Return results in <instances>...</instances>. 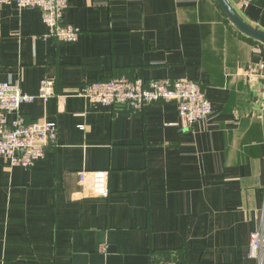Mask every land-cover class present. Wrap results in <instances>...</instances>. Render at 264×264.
<instances>
[{
  "label": "crops",
  "instance_id": "obj_1",
  "mask_svg": "<svg viewBox=\"0 0 264 264\" xmlns=\"http://www.w3.org/2000/svg\"><path fill=\"white\" fill-rule=\"evenodd\" d=\"M69 4L72 45L45 38L38 10L0 9V82L35 96L55 81L54 98L21 112L58 127L31 169L0 159V264H264L249 256L264 209V45L216 0ZM238 12L264 32V0ZM122 77L199 82L213 114L188 128L175 103L136 113L78 94ZM82 172L106 178L84 186Z\"/></svg>",
  "mask_w": 264,
  "mask_h": 264
},
{
  "label": "built area",
  "instance_id": "obj_2",
  "mask_svg": "<svg viewBox=\"0 0 264 264\" xmlns=\"http://www.w3.org/2000/svg\"><path fill=\"white\" fill-rule=\"evenodd\" d=\"M237 11L247 10L254 0H230ZM3 6H15L19 11L38 10L48 29L45 38L59 44L72 45L81 37V30L69 23L64 17L69 9V0H0ZM264 70V65H260ZM258 69V70H259ZM254 76L253 73H251ZM81 97L118 110L125 109L142 112L144 107L155 103H175L178 115L185 127L192 128L210 119L213 114L201 83L190 79L149 80L112 78L86 83L78 93ZM55 81L45 79L38 95L23 93L21 88L10 83L0 82V159L10 167L31 169L43 159L49 148L58 142V127L55 123L37 121L27 122L21 109L37 100L44 102L54 98ZM13 120H9V116ZM80 184L86 186L99 180L104 182L106 173H78ZM264 255V209L261 227L251 236L249 256L262 261ZM162 264H183L177 261Z\"/></svg>",
  "mask_w": 264,
  "mask_h": 264
},
{
  "label": "water",
  "instance_id": "obj_3",
  "mask_svg": "<svg viewBox=\"0 0 264 264\" xmlns=\"http://www.w3.org/2000/svg\"><path fill=\"white\" fill-rule=\"evenodd\" d=\"M221 7L229 21L245 36L255 40L256 42L264 45V32L257 27H253L247 23L244 18L235 9L230 0H216Z\"/></svg>",
  "mask_w": 264,
  "mask_h": 264
}]
</instances>
